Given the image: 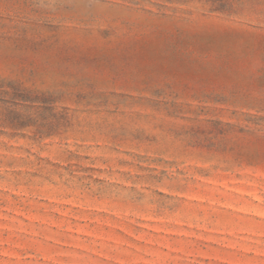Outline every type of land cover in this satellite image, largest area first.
<instances>
[{"label":"rangeland","instance_id":"obj_1","mask_svg":"<svg viewBox=\"0 0 264 264\" xmlns=\"http://www.w3.org/2000/svg\"><path fill=\"white\" fill-rule=\"evenodd\" d=\"M0 264H264V0H0Z\"/></svg>","mask_w":264,"mask_h":264}]
</instances>
